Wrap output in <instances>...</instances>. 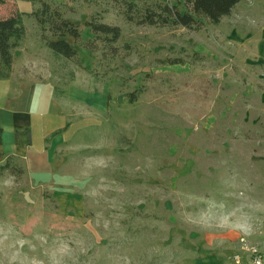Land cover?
Wrapping results in <instances>:
<instances>
[{
  "label": "rangeland",
  "instance_id": "obj_1",
  "mask_svg": "<svg viewBox=\"0 0 264 264\" xmlns=\"http://www.w3.org/2000/svg\"><path fill=\"white\" fill-rule=\"evenodd\" d=\"M46 1L97 51L43 55L66 126L52 169L0 167V264H264V0L190 29L124 15L185 0ZM92 20L121 29L113 49Z\"/></svg>",
  "mask_w": 264,
  "mask_h": 264
},
{
  "label": "crops",
  "instance_id": "obj_2",
  "mask_svg": "<svg viewBox=\"0 0 264 264\" xmlns=\"http://www.w3.org/2000/svg\"><path fill=\"white\" fill-rule=\"evenodd\" d=\"M20 1L6 0V4L0 6V20L8 18L13 9L26 14L25 40L13 52L10 77L0 80V167L9 160H19L26 164L28 170L33 168L42 171L52 169L54 158L51 153H55L56 146L61 144L60 135L66 125H63L60 109L55 108V112L52 109L53 105L58 106L55 97L60 101L66 92L57 88L53 70L45 65L51 59L43 55H53L51 50L44 42L36 40L29 43L26 19L33 12H22ZM59 136L60 140H57ZM52 140L55 148L49 151L47 143Z\"/></svg>",
  "mask_w": 264,
  "mask_h": 264
},
{
  "label": "trees",
  "instance_id": "obj_3",
  "mask_svg": "<svg viewBox=\"0 0 264 264\" xmlns=\"http://www.w3.org/2000/svg\"><path fill=\"white\" fill-rule=\"evenodd\" d=\"M33 3H41L40 10L31 15L36 18L43 33L51 34V39L44 35L46 46L58 59L74 60L78 58L77 47L81 46L92 52L97 51V43L94 40L82 42L79 25L63 18L60 12H52L53 7L46 0H27ZM242 0H185L186 11L182 12L177 6L167 4L148 5L144 13L136 18L133 14L134 5H130V12H126L125 18L129 22L135 20L139 25L149 26H182L194 28L200 25L202 19L208 20L213 25H219L223 18L231 15L232 10ZM6 0H0V6L5 5ZM26 14L18 10L12 11L8 18L0 20V80L8 79L12 72L14 62V50L21 47L25 37L26 29L24 17ZM95 41L103 42L107 47L113 49L116 42L121 38V29L96 21L86 22ZM201 26V25H200ZM200 28V27H199ZM74 41V45L70 43ZM43 40V41H44ZM176 64V62H171ZM7 166L9 164H6ZM4 166V167H7ZM3 167V166H2Z\"/></svg>",
  "mask_w": 264,
  "mask_h": 264
},
{
  "label": "built area",
  "instance_id": "obj_4",
  "mask_svg": "<svg viewBox=\"0 0 264 264\" xmlns=\"http://www.w3.org/2000/svg\"><path fill=\"white\" fill-rule=\"evenodd\" d=\"M249 250H250L251 254L253 255L254 264H262L263 263L262 253L254 247L250 248Z\"/></svg>",
  "mask_w": 264,
  "mask_h": 264
}]
</instances>
